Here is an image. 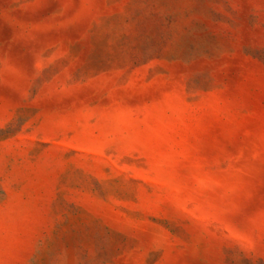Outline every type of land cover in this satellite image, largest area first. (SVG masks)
I'll return each mask as SVG.
<instances>
[{"label": "rangeland", "instance_id": "374dc122", "mask_svg": "<svg viewBox=\"0 0 264 264\" xmlns=\"http://www.w3.org/2000/svg\"><path fill=\"white\" fill-rule=\"evenodd\" d=\"M0 264H264V0H0Z\"/></svg>", "mask_w": 264, "mask_h": 264}]
</instances>
